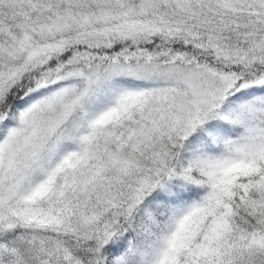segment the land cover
Instances as JSON below:
<instances>
[{
    "label": "snow or ice",
    "instance_id": "6c2138e0",
    "mask_svg": "<svg viewBox=\"0 0 264 264\" xmlns=\"http://www.w3.org/2000/svg\"><path fill=\"white\" fill-rule=\"evenodd\" d=\"M0 264H264V0H0Z\"/></svg>",
    "mask_w": 264,
    "mask_h": 264
}]
</instances>
